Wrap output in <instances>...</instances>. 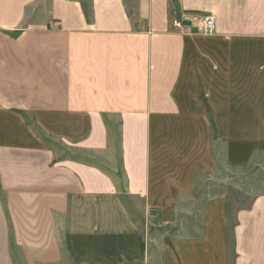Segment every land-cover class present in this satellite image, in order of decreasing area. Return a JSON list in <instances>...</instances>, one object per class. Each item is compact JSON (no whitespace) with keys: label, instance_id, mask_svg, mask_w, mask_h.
Returning <instances> with one entry per match:
<instances>
[{"label":"crops","instance_id":"1","mask_svg":"<svg viewBox=\"0 0 264 264\" xmlns=\"http://www.w3.org/2000/svg\"><path fill=\"white\" fill-rule=\"evenodd\" d=\"M261 128L264 0H0V264H264Z\"/></svg>","mask_w":264,"mask_h":264},{"label":"rangeland","instance_id":"2","mask_svg":"<svg viewBox=\"0 0 264 264\" xmlns=\"http://www.w3.org/2000/svg\"><path fill=\"white\" fill-rule=\"evenodd\" d=\"M168 128L165 127H159V137L161 138L164 136V130L166 132ZM256 136L261 138L263 145H264V128L256 129ZM160 140V139H158ZM262 142H258L256 140V149L263 150L260 146L262 145ZM161 145L159 144V150L162 151L159 154H163L166 147L161 148ZM264 151V150H263ZM158 155V153H157ZM160 156V157H159ZM158 162L155 163V166L163 167L166 162H163V155H159ZM226 173L229 174V176H233V183L230 181L226 184L228 187L227 193L228 198L230 199V226L232 230V237H231V244L233 247V228L236 223V214L238 211L249 209L254 198L259 194L263 193L264 190V159H259L256 161V164L237 170H224ZM137 205V206H136ZM137 214H136V220L138 223V226L140 227V232L144 236V233L146 232V217H143L142 213V206L139 201L135 204ZM171 207L169 208V210ZM135 210V211H136ZM160 209L159 206L154 207L151 210L152 216L160 215ZM233 261V257H232Z\"/></svg>","mask_w":264,"mask_h":264},{"label":"built area","instance_id":"3","mask_svg":"<svg viewBox=\"0 0 264 264\" xmlns=\"http://www.w3.org/2000/svg\"><path fill=\"white\" fill-rule=\"evenodd\" d=\"M178 26L181 25V22H176ZM200 23L202 25V30L206 34H212L215 28V21L213 16H204L200 19Z\"/></svg>","mask_w":264,"mask_h":264}]
</instances>
